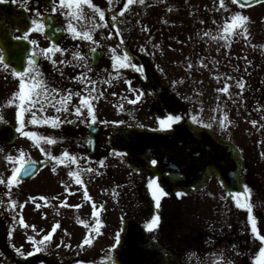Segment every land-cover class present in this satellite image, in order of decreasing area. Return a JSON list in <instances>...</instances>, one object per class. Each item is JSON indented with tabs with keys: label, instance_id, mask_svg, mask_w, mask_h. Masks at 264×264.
<instances>
[{
	"label": "flooded vegetation",
	"instance_id": "obj_1",
	"mask_svg": "<svg viewBox=\"0 0 264 264\" xmlns=\"http://www.w3.org/2000/svg\"><path fill=\"white\" fill-rule=\"evenodd\" d=\"M104 1H106L107 6H104ZM93 3L106 12V16L110 19L115 20L119 15V0H93ZM53 7H56L57 11H52ZM0 9L15 12L26 11L28 13L31 28L27 31L23 29L25 28L23 22L19 25L18 23H4V17L1 15L0 28H4L9 33L10 41L14 44V50L11 52L12 59L22 62L25 54V67H27L29 56H32L37 61L43 73L42 79L47 82L50 92L49 99L51 105L47 116H59L62 121L59 127H53L51 124H42V126L35 127L33 130L24 128V131H35L56 141L54 144H48L45 141L34 143V148L39 155L37 161H48V164L39 168L38 173L31 179L32 184L38 187V190L34 189L37 199L42 197L46 199H63L59 202V207H57L56 202L51 201L50 213L53 210L52 216L56 220L60 221L63 218L66 222L64 226H67V229L70 227L71 229L80 231L81 241H83L85 239L83 231L89 230L85 223L79 222H87L89 220L87 216L89 199L84 195L85 189L92 199H98V203L103 200L105 194L108 197H114L115 194L121 193L120 191H125L128 184L135 181V176L140 173L145 180L147 178H151V180L155 178L167 193V195L161 197L160 207L158 208L159 210L161 208V212H164V217L160 219L159 227L154 231H149L146 228V223L152 216L151 213L148 214L142 209L136 208L132 210L133 215L125 216L124 222L136 217L150 237L160 243L166 250L167 264H256L258 251L262 247L261 241L251 232L247 209L237 206L235 199H233V194L237 191L230 192L225 190L219 182L216 170L210 169L208 172L209 180L204 187L196 186L192 187V189H185L182 185L184 183L182 175L169 172L157 175L154 172V164L151 160L140 157L136 160L139 164L135 168L142 169V171L133 169L128 179L120 173L119 177L113 176L108 177L107 181L104 180L106 156H114L117 152H122L118 149H122L121 143L127 140L129 136L121 137L116 127L105 126L103 101L104 71L113 69L112 57L114 54L120 55L121 50H119L116 43L112 49L106 48L104 50L103 59H107L105 67L101 61L98 65L92 64L93 50L101 48L98 39L100 37L99 31L95 29V15H99L98 12H95L94 9L87 5H83L81 9L83 17L76 19L67 14L70 12L68 8L59 7V0H0ZM46 14L55 15L58 23L60 22L64 28L68 26V22L62 21L63 19L60 17L62 15H64L66 20L71 21L73 25L74 23L83 22V19H85L87 27L85 30L80 31L90 32L93 39L86 40L74 37L66 30V34L53 43L47 37L44 30L43 17ZM33 20L42 22L44 25L43 30H34ZM32 41H36V43L33 44ZM116 41L119 42V40ZM53 44L59 45L63 51L50 54L51 59L42 54L34 55V51L39 53L41 49L48 48ZM113 49H115V53H113ZM73 52L81 53L84 59L81 60L74 57L72 55ZM0 56L4 58L0 62V117H3L0 120L1 127L10 123L9 120L11 119L18 120V99L12 104H9L8 101L12 100L13 94L18 92L20 81L12 72V69L16 68L6 61L5 52L1 45ZM131 59L134 60V56H131ZM53 60L56 63H53ZM82 73L86 79H74V77L80 76ZM89 81H93L94 83H90ZM52 89H57L58 91L52 92ZM91 89H95V91L90 92ZM69 91L80 93L81 95H88L90 93L95 97L93 100L96 114L95 123L91 122V117L88 115L86 108L82 109V113L79 116L75 113V107L79 106V96L76 95H73L71 102L68 104L67 111H56V108L61 107L58 102L59 97L66 95ZM40 113L42 112L40 111ZM92 124L97 126L93 136H91L90 131ZM166 125V123H157L155 127L162 128L166 127ZM8 132L0 134V153L10 147L16 154H20L26 148L23 143L27 137L17 131L14 142L10 143V133ZM41 148L50 151L54 156H60L63 151L67 150L77 157V162L72 163L66 160L65 163H60L50 157L46 158L45 153L40 150ZM124 153L129 154L126 151ZM8 166L7 160L0 158V178H3L5 181L4 183H0V244L6 242L9 235V224L7 223L9 193L20 198L24 194L26 183L19 180L18 183L13 184L9 188L7 186V177L11 175L12 170H9ZM46 168L60 173L66 168L67 174H65L64 180L60 181L62 185L53 187L49 179L39 178L37 180L40 172L43 171L45 173ZM72 172L79 173L83 184L75 182V176L70 175ZM239 176L240 191L243 192L245 191L244 185L248 186V184L246 183V175L242 167ZM27 182H30V180ZM251 193L254 192H250V195ZM256 195L257 206L255 207L251 204L253 209L252 214L257 220L260 234L264 235V197L258 194V192H256ZM186 197L197 199L198 205L190 211L180 209L179 222L173 223L174 211L173 209L171 210L169 205L172 204V201L174 202L175 198L178 201H182ZM221 197L225 199L224 208H209V213H206V208L202 206L205 204L204 200L208 198L216 203ZM153 199V195L152 197L149 196L147 201L149 210ZM241 201L243 202V198H241ZM164 204H168V207L165 209L168 213L163 210ZM76 205L80 207H76ZM215 206L217 205L215 204ZM156 208L154 200L153 209ZM100 220L102 223V218ZM190 221L202 227L197 229L196 226L193 228ZM206 230H208L210 237L214 240L210 245L206 243V239L204 238ZM92 232H94V229H92ZM250 234L253 239H250ZM118 235L120 242L121 237L120 234ZM216 238H225L224 255L218 256L217 254ZM114 241H117L116 235H114ZM0 258H2V254H0ZM45 262H47V259L41 257L39 263ZM260 264H264V262L262 261Z\"/></svg>",
	"mask_w": 264,
	"mask_h": 264
},
{
	"label": "rangeland",
	"instance_id": "obj_2",
	"mask_svg": "<svg viewBox=\"0 0 264 264\" xmlns=\"http://www.w3.org/2000/svg\"><path fill=\"white\" fill-rule=\"evenodd\" d=\"M231 2L224 0L225 6L221 7L220 0H152L150 6L147 2L140 3L136 0L132 23L138 33L130 39L129 44L132 42L135 47L141 45L139 54L144 61L143 71L160 86L171 110L176 112L179 109L183 113L182 125L194 128L202 125L218 137L232 141L239 149L249 189L257 191L264 197V113L259 111L258 103L261 105V102L257 103V97H253L249 90L250 85L258 86V82L264 83V2L250 9L240 8ZM122 4L123 1L120 0L121 7ZM104 6H107L106 1ZM236 11L249 17L245 25L248 35L245 36L242 30L237 29L228 35V39H224L225 23L230 22L231 16ZM61 18L68 22L64 16ZM95 22L98 28L105 30V16L101 20L99 15H95ZM105 31L107 35L98 38L99 45L112 49L116 44L115 35L109 28ZM106 64L107 59L103 60L104 67ZM241 84L244 85L242 88ZM226 85L228 86L226 92L219 91ZM142 90L140 87L133 89L128 81L118 82L116 86L103 87L105 100L113 99L112 101L118 102L116 105L118 110L138 113L136 117L122 120L120 128L123 131L130 127L148 126L152 123L150 100ZM140 93H143L140 99L136 103H131L130 101ZM25 108H28L27 104ZM249 110L250 113H247L246 111ZM254 110L259 111V115L256 116ZM24 114L26 128L33 130L42 126V124L29 123L32 116L30 110L25 111ZM225 115L226 126L222 127L220 121ZM253 121L256 123L253 124ZM209 124L211 127L207 126ZM33 143L34 141L27 137L23 144H29L30 149L33 150ZM106 168L108 177L113 175L119 177L120 173L126 179L131 176V168L121 155L106 159ZM65 174H67L66 168L61 173L46 168L45 173L40 172L37 180L49 179L55 187L62 185L60 181L64 180ZM105 176L104 180L107 181ZM135 181L137 187L132 190V195L137 198L135 209H142L150 214L147 200L142 199V196L147 197L142 195L141 182L136 178ZM31 183L25 186L30 188ZM31 186L33 190H38L34 184ZM96 199L88 200V226L94 228L95 225L92 203L94 201L98 209L103 206L102 211L99 212L103 228L98 234L92 232L91 244L82 246V241L75 242L74 240L81 239V236L79 231L72 228L67 238L55 236L53 240L47 242L42 251L34 252L29 256L17 254L16 249L22 247L24 253L33 251V243L27 237L33 236L39 241L48 230L51 231L53 226L49 224L53 219L49 215L50 207L39 209L40 202L35 199L28 202L26 209L24 207L25 211L20 215L16 212L10 213L7 219L8 229H17V238L21 234L23 240H18V243L14 244L17 239L13 238L12 243L8 240L3 249L0 246V252L2 250L4 253L0 258V264H10L5 262L7 254L13 256L12 261L41 256L46 257L52 264H67L68 261L80 256L97 259L91 262L93 264H107L108 261H100L106 255L109 260L115 255L117 247L114 244V235L121 234L123 219L127 215H133V206L124 208V199H115L106 194L98 203ZM62 200L52 198L57 204ZM171 203L177 214L176 202ZM204 203L202 206L206 208V213H209V208L217 207L215 204L221 206L218 200L214 203L208 198ZM167 207L168 204H164L163 210ZM26 210L30 213H26ZM38 212L41 217L37 218ZM160 215L163 219L164 212ZM21 217L29 227L20 225ZM37 221L43 224L36 225L39 223ZM61 221L59 230L61 229L62 234H65L63 225H66V222L63 218ZM32 225L35 228L30 227ZM89 231L87 230L88 233ZM59 233L60 231L58 235Z\"/></svg>",
	"mask_w": 264,
	"mask_h": 264
},
{
	"label": "snow or ice",
	"instance_id": "obj_3",
	"mask_svg": "<svg viewBox=\"0 0 264 264\" xmlns=\"http://www.w3.org/2000/svg\"><path fill=\"white\" fill-rule=\"evenodd\" d=\"M136 2V0H127V3L124 4V9H127L131 4ZM140 3H143L144 0H139ZM259 2V0H257ZM233 4L239 5V7L244 8L248 6L247 0H232ZM221 7H224V0H220ZM87 5L95 10V12L99 13V17L101 20L104 19L105 13L104 11L98 7L97 4L93 3V0H59V7L61 8H68L70 10L68 15H71L72 17L76 19H81L83 17V13L81 11L82 6ZM52 11H57L56 7H53ZM115 19V18H114ZM249 20V17L247 15H244L240 11H236L230 18V22H226L225 26L223 28L224 32V39H228V35L231 33H234L237 29H240L243 31L244 35H248L247 28L245 27L246 22ZM33 27L34 30L41 31L43 30V23L38 20H33ZM67 30L69 33H71L74 37H80L81 39L86 40H92L93 37L90 32L88 31H80L78 30L77 26L73 25L71 21H69ZM33 44L36 43V41H32ZM63 51V49L60 48L59 45L53 44L50 45L48 48L41 49L39 53H36L34 51V55L42 54L45 57L51 59L50 54H54L55 52ZM113 53H115V49H113ZM72 55L74 57H77L81 60L84 59L81 53L79 52H73ZM3 57L0 56V62L3 61ZM113 66H119L120 68H135L137 71H142V67L135 65L131 61L130 54L128 52H124L122 56L117 57L115 54L113 55ZM53 63H56L55 60H53ZM7 67V65H5ZM13 74L19 78V90L18 92L13 94V99L9 100L8 103L12 104L15 103L16 99L19 101V107L17 112V119L20 124V127L17 128V131L21 132L22 135L31 138L33 141L39 143L40 141H45L48 144H54L56 143L55 139L47 136H43L38 134L35 131H24V120L23 115L25 111L31 110V108L36 107L39 105L40 111L43 112L44 109V103H50L49 100V88L47 86V82L42 79L43 73L40 70L37 61L33 59L32 56H29L27 67H25L22 71L12 69ZM74 79L77 80H83L86 79L85 75L82 73L80 76L74 77ZM90 83H94L93 81H89ZM130 83V82H129ZM244 85L241 84L240 87L242 88ZM228 90V86L226 85L224 88L220 89L221 92H226ZM52 92H57V89H52ZM91 91H95V89H91ZM73 95L79 96V106L75 107L74 111L79 116L82 113V109L86 108L88 115L91 117V122H96V114L95 109L93 107V100L95 97H93L90 93L88 95H81L80 93H74V92H67L66 95H61L59 97V104L61 107L56 108L57 112H60L61 110L67 111L68 110V104L71 102ZM115 95V93H114ZM143 95V93H140L136 96V98L131 103H136L137 100L140 99V96ZM55 98V97H53ZM43 101L44 103H41ZM28 105V108H25V105ZM55 107V105H53ZM3 117H0V120H2ZM169 120L173 123L179 122L181 120L180 116H173L169 117ZM227 121V116L225 115L224 119L220 121V124L222 127L226 126L225 122ZM29 123L33 125L38 124H51L53 127H59L62 121L60 120L59 116H45V117H39L35 112L32 113L31 119L29 120ZM114 123H122L120 122H114ZM253 124L256 123V121L252 122ZM208 127H211V125H207ZM166 127H171V124L166 125ZM42 152L45 153L46 158H51L53 160H57L60 163H65L66 160L70 161L72 163L77 162V157L69 153L67 150L63 151L60 156H54L50 151H46L44 148L40 149ZM8 161H15L16 158H14L12 155H8L6 157ZM153 164L156 163L155 160L152 161ZM32 171L31 162L25 161L21 166L19 167H13L11 175L7 177V186L11 188L13 184L19 182V176L20 175H29ZM91 171V169H89ZM70 175L75 176V182L77 184H83V181L79 175L78 172H72ZM4 179L0 178V183H4ZM149 189L152 191L153 198L156 203V207H160V200L163 195H167V193L164 191V189L159 185L158 181L156 180H150L149 181ZM245 191H237L233 194V199H235L237 206L246 208L248 211V220L251 228V232L257 236V239L261 241V244L264 245V235L260 234L257 220L253 216L252 212V205L249 200L250 190L248 189L247 185H244ZM179 195V193H177ZM85 197L89 200H91V197L88 195L87 190L85 189L84 193ZM241 198H243V202L241 201ZM34 199V198H33ZM46 199V198H41ZM12 207L16 206L15 201L9 202ZM64 203V202H61ZM93 218L95 219V225H94V232L99 233L102 227V223L99 217V212L102 211L103 206L101 205L99 209L95 205V202L93 201ZM76 207H80L79 205H76ZM80 223H85V221H79ZM19 223L23 227H29V225L26 224V222L21 217L19 220ZM160 224V216L158 213L152 215L149 219V221L146 223V228L149 231H154L159 227ZM32 228H35L34 225L30 226ZM59 227V224L53 226L52 230L49 231L46 235H44L39 241H36L33 236H28L27 239L33 243V251L24 253L21 248H17V254L22 256H29L34 254V252H39L43 250V247L47 244V242L51 239L52 234L55 232L56 228ZM11 235V232L9 233ZM117 242H119V235H117ZM92 243V230L90 229L89 233L86 234L85 239L83 240V245H89ZM264 256V246H262L259 249L256 264H260V257Z\"/></svg>",
	"mask_w": 264,
	"mask_h": 264
},
{
	"label": "water",
	"instance_id": "obj_4",
	"mask_svg": "<svg viewBox=\"0 0 264 264\" xmlns=\"http://www.w3.org/2000/svg\"><path fill=\"white\" fill-rule=\"evenodd\" d=\"M261 1L264 0H259ZM259 2L247 0L248 6ZM55 27L53 19H48L47 29L52 32ZM58 37L57 35L56 38ZM95 56V62H97L101 52ZM155 112L159 116H165L159 100L156 103ZM126 146L134 151V155L144 154L156 158L158 171L170 170L182 173L190 181H193L196 174L201 177L207 166L216 167L229 189H238L237 168L233 167L232 150L222 146L208 134L196 140L190 131H140L132 136ZM231 167L233 168L232 177L229 174ZM127 242V258L122 260L123 264H166L164 250L152 241L138 224L132 222L129 224Z\"/></svg>",
	"mask_w": 264,
	"mask_h": 264
}]
</instances>
